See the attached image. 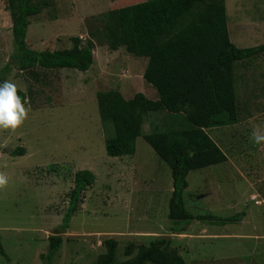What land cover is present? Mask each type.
Returning a JSON list of instances; mask_svg holds the SVG:
<instances>
[{"label": "rangeland", "instance_id": "rangeland-1", "mask_svg": "<svg viewBox=\"0 0 264 264\" xmlns=\"http://www.w3.org/2000/svg\"><path fill=\"white\" fill-rule=\"evenodd\" d=\"M144 1L54 0L29 18L27 46L36 51L70 49L73 37L84 44L103 13ZM225 9L231 43L237 48L264 45V0H225ZM11 53V20L5 0H0V69ZM93 57L87 73L42 68L21 72L14 67L2 80L17 85L29 114L15 133L0 132V172L9 178L0 190V264H48L40 256L47 252V238L59 232L74 174L80 170L92 172L95 182L82 194L51 264H95L107 239L116 241V258L122 262L128 259L124 256L128 244L148 246L162 237L187 264L213 262L205 257L211 254L210 245H202L201 257L200 242L194 245V238L221 226L193 222L187 228L191 236L170 234L171 171L142 136L136 139L132 156L109 157L105 152L104 140L113 131L109 123L101 122L95 95L122 88L150 95L139 75L147 60L106 45L95 46ZM234 65L238 122L206 131L227 161L190 172L183 199L194 215L231 217L243 212L250 222L264 221V143L250 139L254 126H264V54ZM164 121L163 113L147 114L142 134ZM18 147L24 148V155L12 157ZM243 221L224 226L227 237H233L221 239L227 247L224 259L241 253V244L253 243L239 239L238 235H257ZM260 221L256 224L261 234Z\"/></svg>", "mask_w": 264, "mask_h": 264}, {"label": "trees", "instance_id": "trees-1", "mask_svg": "<svg viewBox=\"0 0 264 264\" xmlns=\"http://www.w3.org/2000/svg\"><path fill=\"white\" fill-rule=\"evenodd\" d=\"M11 20L12 53L0 69V83L12 68L72 69L86 72L93 64L95 46L109 50L124 48L129 54L147 59L142 78L157 94L150 100L138 92L124 99L118 90L98 91L95 95L99 117L109 123L113 136L104 140L109 157L132 156L135 141L142 136L171 171L172 192L168 201L172 235L183 234L193 222L226 226L241 221L244 213L231 217L191 214L185 208L183 194L187 176L225 163L227 157L206 132L230 127L238 122L234 69L237 62L264 54V45L237 48L229 39L225 0H146L103 13L99 26L89 32L86 43L71 38L72 47L63 50L36 51L27 46L29 18L51 7L54 0H5ZM24 99V95L19 91ZM163 113L165 121L142 134L145 116ZM24 148L10 153L23 156ZM95 182L88 170L75 172L68 207L59 232L47 238L48 249L40 258L51 264L61 249L68 223L82 201V194ZM105 252L95 264H187L167 237L148 246L128 244L119 262L117 243L104 241ZM3 250L0 249V255ZM194 264V263H193ZM195 264H217L196 262Z\"/></svg>", "mask_w": 264, "mask_h": 264}, {"label": "crops", "instance_id": "crops-1", "mask_svg": "<svg viewBox=\"0 0 264 264\" xmlns=\"http://www.w3.org/2000/svg\"><path fill=\"white\" fill-rule=\"evenodd\" d=\"M93 62H94V57H93ZM146 63H147V61L143 60V63H142L143 70L141 71V73H139L140 80L142 81V83H145V81L142 78V75H143L144 69L146 67ZM93 64H92V66H93ZM87 72L88 71H86V73ZM143 85H144V87L148 86V89L151 91V94L148 95L144 91H142L140 93L144 94L145 97H147L150 100H156L157 99L156 91L154 90L155 91L154 92L153 88L150 85H148L147 83L143 84ZM118 91L121 93V95L126 100L131 99L136 94V92L132 93L131 91H129V92L128 91H124L123 88L122 89H118ZM123 93H127L128 95L124 96ZM243 220L244 221H243L242 225L243 226H252L253 228L251 230L254 231V232H257L256 233L257 235H255L254 237H251V238L250 237L245 238V237H242V236L238 235L239 239L253 241V243H251L249 245L244 244L245 248L241 244L240 246L243 248L241 253L235 254V257H232L231 259H224L223 257H224L225 250H226L227 247L223 246L220 243L221 239H223V238H233V237H231V236L227 237L228 233H227V231L225 232L226 227H224V226L220 227V229L211 228V231H210L209 235H207L206 237L199 236L200 238L199 237L198 238H194L195 239L194 240V245H195V241H199L200 242V248L198 249V252L200 253V256L201 257L205 256L204 253H203L202 245L207 243L208 245H210L209 248L211 249V254L209 256H205V257L208 258V261H213V262H215L217 264H263V262H264V243H263L264 242V233H261V234L259 233V229H258L259 225L256 224V222L260 221V220L256 219L257 220L256 222L255 221L254 222H250L248 220L246 214H244ZM260 222L264 223V221H260ZM215 227H217V226H215ZM187 232H188V230L185 231L183 234L174 235V236H182V235L183 236H191V234H188ZM259 244H261V247L258 249V245ZM245 253H246V255H245ZM257 259H259V261L261 263H259L257 261Z\"/></svg>", "mask_w": 264, "mask_h": 264}, {"label": "clouds", "instance_id": "clouds-1", "mask_svg": "<svg viewBox=\"0 0 264 264\" xmlns=\"http://www.w3.org/2000/svg\"><path fill=\"white\" fill-rule=\"evenodd\" d=\"M29 109L19 95L17 85L5 80L0 83V132L15 133L28 118ZM250 139L255 144L264 143V126H254ZM9 178L0 172V190L7 187Z\"/></svg>", "mask_w": 264, "mask_h": 264}, {"label": "built area", "instance_id": "built-area-1", "mask_svg": "<svg viewBox=\"0 0 264 264\" xmlns=\"http://www.w3.org/2000/svg\"><path fill=\"white\" fill-rule=\"evenodd\" d=\"M256 203H258V202H256Z\"/></svg>", "mask_w": 264, "mask_h": 264}]
</instances>
